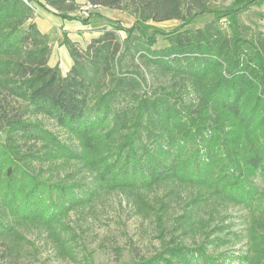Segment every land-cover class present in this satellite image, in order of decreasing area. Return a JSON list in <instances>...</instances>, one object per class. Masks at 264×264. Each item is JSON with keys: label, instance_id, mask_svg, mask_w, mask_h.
<instances>
[{"label": "trees", "instance_id": "1", "mask_svg": "<svg viewBox=\"0 0 264 264\" xmlns=\"http://www.w3.org/2000/svg\"><path fill=\"white\" fill-rule=\"evenodd\" d=\"M46 1L61 18H79L64 11L75 0ZM34 2L0 0V240L35 226L73 257L72 211L101 193L143 201V192L173 183L197 190L200 202L246 209L249 254L242 258L264 264V31L249 32L238 20L241 10L223 13L230 32L220 14L187 28L211 12L209 0H87L130 10L141 22L181 25L160 34L161 47L157 34L119 24L84 48L65 36L72 66L64 74L49 63L52 46L35 21ZM128 56L172 84L150 92L140 64L124 69ZM8 99L27 110L14 111ZM32 116L53 120L58 132ZM139 264L221 263L205 246L178 244Z\"/></svg>", "mask_w": 264, "mask_h": 264}, {"label": "rangeland", "instance_id": "2", "mask_svg": "<svg viewBox=\"0 0 264 264\" xmlns=\"http://www.w3.org/2000/svg\"><path fill=\"white\" fill-rule=\"evenodd\" d=\"M248 1L209 0L211 12L197 17L187 28H199L219 14L241 10L238 20L249 28V32L264 31V18L259 16L264 14V0L246 6ZM73 4L65 5L64 11L79 18L67 20L58 16L59 10L46 0L33 3L35 21L40 30L48 35L52 46L49 63L59 65L64 74L72 66L68 49L63 44L65 36L84 48L105 28L111 29L114 24H119L126 28L134 27L136 33L141 32L145 36L157 34V47H161L165 41L160 34L181 25V21L175 19L141 22L130 10L94 8L87 0H75ZM227 18L223 15L219 20L222 27L230 32ZM118 35L121 39L127 36L125 31H119ZM133 61L130 56L126 57L124 69H134ZM134 62L141 65L139 59ZM140 67L150 92L170 86L173 82L170 77L156 76L147 72L144 66ZM188 98H192L191 95ZM8 103L14 111L24 113L27 110L22 101L8 99ZM2 116L0 111V143L6 138ZM32 119L40 120L58 132L53 120L42 116H32ZM67 169L71 171L72 167ZM83 174L82 177L90 182V176L85 172ZM198 198L197 190L173 183L143 192V201L127 192L101 193L88 206L78 208L69 215L75 256L61 253L47 231L35 226H23L19 228L21 238L0 240V264H139L166 246L178 244L205 246L209 254L219 257L221 264H248L242 258L249 254L248 211L210 200L200 202ZM144 202L152 208H148ZM190 212L193 213L188 222H183ZM192 222L193 225H190Z\"/></svg>", "mask_w": 264, "mask_h": 264}, {"label": "built area", "instance_id": "3", "mask_svg": "<svg viewBox=\"0 0 264 264\" xmlns=\"http://www.w3.org/2000/svg\"><path fill=\"white\" fill-rule=\"evenodd\" d=\"M24 1L28 2V0H24ZM90 7H94V8H100V7L93 6V5H90Z\"/></svg>", "mask_w": 264, "mask_h": 264}]
</instances>
